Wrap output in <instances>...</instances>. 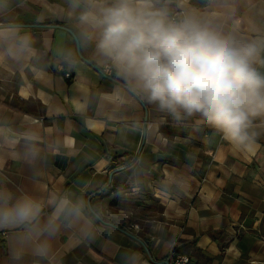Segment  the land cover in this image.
<instances>
[{"label": "crops", "instance_id": "0c3cea01", "mask_svg": "<svg viewBox=\"0 0 264 264\" xmlns=\"http://www.w3.org/2000/svg\"><path fill=\"white\" fill-rule=\"evenodd\" d=\"M155 4L256 46L264 74V0ZM86 5L0 0V191L38 202L40 224L60 199L83 203L39 237L0 227V264H264V117L246 151L198 114L161 111L86 40Z\"/></svg>", "mask_w": 264, "mask_h": 264}, {"label": "clouds", "instance_id": "9594fccd", "mask_svg": "<svg viewBox=\"0 0 264 264\" xmlns=\"http://www.w3.org/2000/svg\"><path fill=\"white\" fill-rule=\"evenodd\" d=\"M79 21L86 40L134 78L161 111L177 119L198 114L237 148L252 150L249 129L264 117V74L254 67L256 46L237 44L195 17L177 21L155 0H87ZM19 43L20 51L28 50V37ZM53 207V216L40 224L38 202L0 191V227L28 226L39 237L52 232L61 217L79 218L83 203L63 198Z\"/></svg>", "mask_w": 264, "mask_h": 264}, {"label": "built area", "instance_id": "2783aa9c", "mask_svg": "<svg viewBox=\"0 0 264 264\" xmlns=\"http://www.w3.org/2000/svg\"><path fill=\"white\" fill-rule=\"evenodd\" d=\"M169 16L177 21L182 20L185 18L184 10L179 6L171 7L167 10ZM105 74H111V66L109 64L105 65L103 68ZM65 77L70 78L71 73L65 72ZM115 167H119V161L114 162ZM160 264H193L190 260V257L184 253H171V256L168 260L160 263Z\"/></svg>", "mask_w": 264, "mask_h": 264}, {"label": "water", "instance_id": "95a60500", "mask_svg": "<svg viewBox=\"0 0 264 264\" xmlns=\"http://www.w3.org/2000/svg\"><path fill=\"white\" fill-rule=\"evenodd\" d=\"M86 62H88L87 60H86ZM91 64V63H90ZM92 66H94V65H92ZM95 67V66H94ZM96 69H97V67H95ZM92 213H93V215H95L97 218H99V216L95 213V212H93L92 211Z\"/></svg>", "mask_w": 264, "mask_h": 264}, {"label": "trees", "instance_id": "16d2710c", "mask_svg": "<svg viewBox=\"0 0 264 264\" xmlns=\"http://www.w3.org/2000/svg\"><path fill=\"white\" fill-rule=\"evenodd\" d=\"M106 190V189H105ZM105 190H102V192L100 194H102Z\"/></svg>", "mask_w": 264, "mask_h": 264}]
</instances>
